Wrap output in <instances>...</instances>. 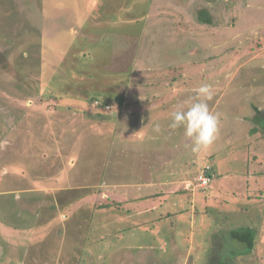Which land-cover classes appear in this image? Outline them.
I'll list each match as a JSON object with an SVG mask.
<instances>
[{
	"label": "rangeland",
	"instance_id": "obj_1",
	"mask_svg": "<svg viewBox=\"0 0 264 264\" xmlns=\"http://www.w3.org/2000/svg\"><path fill=\"white\" fill-rule=\"evenodd\" d=\"M85 2L89 0H0V264H139V250L119 247L144 246L154 240L151 235L160 242L159 223L169 221H154V227L148 228V222L158 217L153 210L163 196L134 202L127 199L162 188L150 186L153 176L182 178L167 190L189 187L190 212L176 215L180 223L192 219L196 205L201 210L222 207L233 222L254 216L255 202L264 206V176L243 179L246 162L251 164L247 153L252 156L256 152L264 161V142L256 141L246 152L248 124L233 115L244 114L238 106H246V100L264 105V0H222L223 18L214 25L196 22L182 0H101L98 11L105 12L107 7L117 13L118 4L123 2L122 11L143 14L137 24L130 22L135 30L131 36L109 38L113 53L105 62H99L102 41H89L95 52L84 49L80 55L86 42L76 41L69 47L64 32L68 24V29L74 27L70 13L79 14L84 7L89 11ZM39 35L44 43L55 44L53 57L61 59L58 69L62 73L77 70L76 62L79 66L83 61L89 64L87 68L92 70L96 65L97 71H110L115 78L131 75L125 88L115 85L113 77L109 79L114 89L101 83L103 93L119 90L125 95L123 108L114 103L105 106L110 115L118 112L115 118L104 121L83 113L95 112V107L80 104L86 89L80 79L63 78L77 89L65 92L68 84L62 81L65 87L61 85L56 92L63 98L58 100L28 87L26 79L36 78L39 68ZM64 46L69 47L65 56L59 51ZM42 57L41 63L46 65V56ZM164 61L175 68L160 70L167 66ZM121 65L132 70L118 72ZM161 73L165 75L160 78ZM162 80L169 89L161 88ZM204 83L213 86L215 95L208 102L209 109L219 114L221 129L211 146L193 153L185 149L188 137L183 128L169 127L170 118L173 111L191 102L194 90ZM155 124L160 125L159 133L153 130ZM218 149L222 151L211 161L218 179L208 187L217 190L221 186L222 194L217 196L228 206L206 200L205 192L197 190L198 173L192 185L191 166L185 162L194 154L199 171L202 165L210 164L208 153ZM152 160L163 166V171L156 172ZM184 201L180 204L186 207ZM112 203L117 205L99 207ZM120 204L132 210L129 217L119 212ZM145 211L152 213L143 217ZM130 221L137 223L138 231L123 237L119 229ZM199 221L200 227L208 218L199 216ZM102 226L108 228L105 234L99 233ZM147 229L149 233H145ZM113 232L116 238L110 236ZM223 234L221 231L217 238ZM204 237V233L192 237L190 247L197 242L208 249L209 239L204 241ZM181 238L176 250L162 246L158 254L149 252L150 260L169 258L175 263L182 255V264L190 263V249ZM111 248L118 253H110ZM193 257L202 263L203 250ZM158 264L162 263L158 260Z\"/></svg>",
	"mask_w": 264,
	"mask_h": 264
},
{
	"label": "trees",
	"instance_id": "obj_2",
	"mask_svg": "<svg viewBox=\"0 0 264 264\" xmlns=\"http://www.w3.org/2000/svg\"><path fill=\"white\" fill-rule=\"evenodd\" d=\"M182 1L183 3H186L185 4L186 7L188 5L187 9L189 10L193 18L196 20V22L200 24L214 25V24H217L219 21H221L223 18L222 16L223 15V5L220 4L222 0H182ZM206 2L207 4H205ZM210 2L212 3V5L210 4ZM122 3L123 2L118 4L120 11L119 12L116 11L117 13H114L109 8L107 9V7H105L104 9L105 12L98 11L99 10L98 6L102 5L101 0H89V2H85V5L86 7H88L89 11L86 10L84 7L82 9V12H80L79 14H74L73 12L74 14L73 18H72L73 14L70 13L69 17L73 21L74 27L72 29H68L69 28V24H68V26L66 27V30L64 31L68 35L67 40L70 42L69 47L72 46L74 43H76V41L86 42V44L82 47L83 49L79 51V54L82 55L81 51L84 49L86 50L91 49L92 53L95 52V50L93 49V46L95 45H90L89 41H96L94 42L96 44H99L98 41H102L103 44L100 43V46H99V50H101V54L99 56V62H105L108 59L111 60V53H113L112 52L113 47H112V42L109 38H111V36L120 35V34L125 35L127 37L131 36L132 32H134L135 30H131L132 26L130 25V22H135V24H137L139 21L138 19H140V16L143 15L141 13L139 14L136 13L134 8H132L134 10L133 13L131 11L129 12H126L125 10L122 11L120 8ZM127 9H131V8H129L127 5ZM91 11L92 13L90 14ZM106 13H108V15ZM145 13L146 12L144 11V14ZM104 23L106 25H104ZM118 23L122 25H124L125 23V25L122 27H118L117 25ZM142 28L143 27H141V30ZM59 37H60V40L63 39L62 35H59ZM38 39L39 41L42 42L41 43L42 49L40 50V53H39L40 56L38 57V61L36 63V66L39 67L37 68V71H36L37 72L36 78L34 76H31L30 78H27V79L25 78L26 81H28V87L30 89L34 90L36 94L41 95V92H43L44 94H42V96L46 97L48 95L47 98L57 97L55 99L58 100V99L63 98L62 97L63 95H58L57 93L61 90L62 81L68 84L67 88L64 85H62L65 87V92H70L72 89H77V87L75 86L70 87V84H69L70 81L67 80L66 82L65 80H63V78L68 76V77H71V80L77 79V81H79L80 79L81 82H84L82 84L83 88L86 87L85 92H83L84 95L81 98L83 101H81L80 104L84 105L86 103V105L88 106L92 105L95 107L94 109L95 112L84 110L83 113L85 115L89 117H92V115H95L96 118L99 117L104 121H106L109 118L110 119L115 118L116 115H118V112L115 115H112V114L110 115L106 113L108 111L105 108V106L106 105L110 106V103H114L117 105V108H120V107L123 108L125 106L124 101H126L124 100L125 95L119 90L118 92H114V94H110V92L108 91L103 93L104 89L101 90V83H104V84L106 83L107 88L112 90L114 88L112 86V82L110 81L111 78L109 79V77H113L114 83H116L115 85L123 86L125 88L130 81L131 75L128 76L124 74H118V76H116L117 78H115L113 73L112 72L110 73V71H104V73L97 71L98 68L96 67V65L92 67L93 68L92 70L87 68L86 66H89V64L84 63L83 61L82 63L79 64V66H78V63L76 62V66L78 67L77 70L70 68L68 69L67 73H62L63 70L60 71L58 69L59 68L58 64L61 61V59L58 60V59H55V57H53V54H55V52L52 50V48L55 47V44L52 42H50V45L48 43H44L45 39L44 40L41 39L40 35L38 36ZM135 39H137V37ZM76 45L77 44H75L74 46ZM69 47L64 46V48L59 49V51L62 53V55L65 56L67 53L66 50ZM48 50L51 52V55H49V57L51 58H49L47 55ZM200 50H202V47L200 48ZM82 52L85 53V51H82ZM203 54H205V52ZM43 55L44 57L46 56V61H45V63L47 62L46 65H42L41 63V59H43L42 57ZM168 68L174 69L175 67L173 66V64H170V65L167 64L166 68H161L160 70H167ZM125 69L132 70L130 67L125 68L123 67V65H121V67L118 69V72H122ZM72 70L76 74L72 73L73 72ZM160 75H161L160 76L161 78L163 77L162 75H165V74L161 73ZM162 82H163L162 84L164 85H161V88L162 89L168 88L167 87L168 83H166L164 80H162ZM151 91L152 90H150V92ZM45 92H47V95ZM151 95L154 96L155 93H152ZM64 96L67 97L70 95L65 94ZM103 97H107L108 100H106ZM246 101H247L246 106L243 104H240L238 106L240 108V111H244V114L237 115L234 113L233 115L239 116L240 119L245 120L246 123L248 124V132H247L248 136H246L244 146H246L245 148L246 152H250L251 147L256 141L258 140L261 141L262 139L264 142V105L256 103L254 101H250V100H246ZM235 106L232 105L231 108H235ZM230 117L231 116H229V118ZM239 117H236V118H239ZM182 133L184 135V130H182ZM228 139H227V142H228ZM175 140H177L176 136L174 137V141ZM187 140H188L186 141L187 144H184L185 149L191 150L190 149L191 140L189 138H187ZM229 150L232 151L231 148H229ZM221 151L222 149H218V150L210 151L208 153L210 164L207 165L208 166L207 171H208V174L211 176L209 183L212 180L214 181V179H218L217 177L218 171H216L215 165L211 161L213 157H216L218 154H220L219 152ZM247 157L251 158V159L248 158V160L247 159L246 160L250 162L252 165L246 162V166L244 167L245 168L244 175L246 177H243L244 181L247 178L256 179L258 176H264V161L260 159L258 154L254 152L252 156H248V153H247ZM187 159L185 160V162H189V166H191L189 170H192L191 173H189V176L191 177L190 183L192 184L194 182L192 180L194 179V176H196V173L199 174L200 172H202L203 169H205L206 165H202V168L198 171L197 163H195L196 162L195 155L193 154L191 159L189 160ZM155 167H156L155 169H157L156 172L163 171V168H164L163 166H159V164H156ZM151 174L152 173H150L149 175ZM153 177L154 179L156 178L155 176ZM156 179L158 181L160 180L164 181V179H160V178H156ZM179 179L182 180L181 177ZM176 182H179V181H176ZM222 186L224 187V185ZM99 187H100V184H99ZM169 187H172V185H165V186H162V188H157L153 191H150L146 195H142V196L140 195L135 198L130 197L127 199L131 202H134L136 200H145L149 198H158V197L163 196L161 200V204L156 206V208L153 210L154 214L158 216L157 219L155 218L154 220H152V222H149V223L151 227L153 228L155 225L154 221L159 222V221H164L166 219H169V221L165 224L159 223V226H160L159 232H160V236L163 237L164 239L162 240L166 242L167 248L169 246L171 248L172 246V248L176 250L177 241L180 238L178 234L180 231H182V228H179V226L177 225V222L174 220L175 219L174 217H176V215L179 213H189L190 212L189 210L190 202H189L188 197H191V193H190L189 187L188 188L178 187L175 189L173 188V189L167 190ZM197 190L205 192L206 200L208 199L218 200V202H220L219 204L222 206L223 204H225L226 206L229 205V204H226V201L224 199H221L219 198V196H217V195L222 194V192H220L222 191L221 186L217 187V190L216 188L210 190L208 185H205V186H200V188H198ZM207 194H209V196ZM250 196H253V195L250 194ZM183 200H185L184 203L185 202L187 203L186 207L184 206V204L183 205L180 204V202H182ZM174 202L177 203V205ZM116 203L119 204L118 202ZM117 204L115 203H112L110 205L101 204L99 205V207H102V208H107L109 206L114 207L113 205H117ZM253 206L255 207L254 216L249 214L248 217H244L236 221L234 220L233 222L230 220L229 217L223 214L222 207L214 208L211 206H205L201 210L199 206L196 205L193 209L194 216L192 217V223H194L195 221V225L198 226L201 223L199 221V216L208 218V222L206 221L207 224H205L206 222H204V224H202V226H200L199 228H202V230L205 228L203 233H204V236H206V239H209V243L207 245L209 246V248L208 247H207L208 249L203 248L202 245L198 244L197 242L196 243L194 242L193 248H189L190 257L193 258V260H191L190 263L188 264H264V206L257 204L256 202L253 204ZM66 207H68V205H66ZM119 208H120L119 212L124 213L122 215H125V214L128 215V213L132 212V210L122 206L121 204L119 205ZM121 208H124V209L122 210ZM150 213L152 212H149L148 214ZM226 220H228L229 222L226 223ZM231 222L233 223L230 224ZM184 223L181 222L180 224H183V226H185ZM130 224L133 225L132 226L133 229L132 227L124 228V229L120 228V232L123 233L122 234L123 237L131 233L132 230L135 232L138 231L137 223H132V221H130ZM105 227L106 226H102L100 228L99 233L105 234L106 230L108 229V228L105 229ZM151 227H148V228L151 229ZM227 227H230V228H227ZM149 229H147L148 231L146 230L145 233H149ZM221 231H224V234L217 238V236L220 234ZM188 233L189 232L187 231L184 235L187 236ZM110 236L115 237L116 233L113 232L110 234ZM150 238H154V240L149 241V243H146L142 248L139 247V245L137 248L128 247L131 250L135 249L136 251L138 250L140 251V256H141L140 260L142 262H140L139 264H158V260L162 264L163 262H165L166 264H169V261H171L172 264H176V262L177 264H182L183 257H184L182 255L179 256L181 260L176 261L175 263H174L175 259L172 260L169 258H166L167 259L166 260L162 258L159 259V257H155L158 260L156 259L150 260V255L148 253L149 252L153 253L154 251H156L154 253L158 254V251H159L158 248H161L159 246V243L156 242L154 236L151 235ZM206 239L204 237V241H206ZM181 240L183 241L184 246L186 248L190 247L191 243L189 244V242L185 238L184 239L181 238ZM212 240L214 241L220 240V242L218 241L219 243L218 244V243L213 242ZM146 242L148 241L146 240ZM151 242L152 244H150ZM119 248H127V247L120 246ZM202 250L204 252L205 257H203L202 263H198L199 261L198 258L197 257L194 258L193 256L200 255ZM145 257H147V260L145 259Z\"/></svg>",
	"mask_w": 264,
	"mask_h": 264
},
{
	"label": "clouds",
	"instance_id": "obj_3",
	"mask_svg": "<svg viewBox=\"0 0 264 264\" xmlns=\"http://www.w3.org/2000/svg\"><path fill=\"white\" fill-rule=\"evenodd\" d=\"M215 92L211 84H201L194 90L191 102L182 105L171 114L169 127L173 130L183 128L184 135L191 140L190 149L193 153L211 146L219 133L220 117L209 109V101ZM153 130L161 131L155 124Z\"/></svg>",
	"mask_w": 264,
	"mask_h": 264
},
{
	"label": "crops",
	"instance_id": "obj_4",
	"mask_svg": "<svg viewBox=\"0 0 264 264\" xmlns=\"http://www.w3.org/2000/svg\"><path fill=\"white\" fill-rule=\"evenodd\" d=\"M113 52V51H112ZM171 52H174V51H171ZM166 53H169V51H166ZM173 54H169V56H172ZM169 56L166 58L167 60H169ZM165 62V61H164ZM165 64L167 65L168 63H166L165 62ZM160 69H161V67H160ZM150 137V140H151V138H152V136H149ZM153 139V138H152ZM156 141V140H155ZM145 162H147V161H145ZM148 163V162H147ZM152 163L154 164V168H156L155 166H156V164H159L158 162H156V161H154V160H152ZM164 164H166V163H164ZM152 165V164H151ZM150 165V166H151ZM170 165V163H168L167 164V166H169ZM149 177H152V176H149ZM179 178L180 177H177V178H166V179H164V178H160V179H164V181L163 180H160V181H158L156 178L155 179H150L148 182H149V184H150V186L151 185H154V184H157V186L158 185H162V186H165V185H169V184H171V183H173V182H176V181H179ZM180 182V181H179ZM177 183V182H176ZM172 185V184H171ZM154 187V186H153ZM173 189V188H172ZM145 214H143V217H147V214L149 213L148 211H145L144 212ZM178 215V214H177ZM126 217H129V215H127ZM141 217V216H140ZM175 218V217H174ZM176 222H177V225L179 226V228H182V231H180L179 232V234H178V236L179 237H182L183 239L185 238L188 242H189V244H190V239L192 238V237H194V236H198V234L200 233V234H202L203 233V231H204V229L203 230H201V228L199 229V226H196L195 225V221H194V223H192V219L191 218H189L187 221H185V226H183V224H180V222H178V219L177 218H175L174 219ZM149 222H152V220H150ZM148 222V227H151V225H150V223ZM183 223V222H182ZM133 225L132 224H130V223H127L126 225H124L123 226V228H121V229H124V228H129V227H132ZM172 226V225H171ZM152 228V227H151ZM132 229H133V227H132ZM184 229V230H183ZM120 230V229H119ZM159 230H160V228H159ZM151 231V230H150ZM189 232L188 233V235L187 236H185L184 234L186 233V232ZM161 239H160V242H157V243H159V246L160 247H162V246H164V248H166L167 247V245H166V242L165 241H163L164 239H163V237H160ZM163 239V240H162ZM202 240H204V239H202ZM161 242H163V244L164 245H161L160 243ZM123 246H126V245H124L123 244ZM127 247V246H126ZM139 247H143L142 246V244L141 245H139ZM188 248H191V247H188ZM115 248H111V250L109 251L110 253H112V252H117L118 253V251H115L114 250ZM125 250H131L130 248H124ZM119 250V249H118ZM125 252V251H124ZM124 252H122V253H124ZM101 253H103L102 251H101ZM116 261V260H115ZM114 261V262H115ZM111 262H112V260H111Z\"/></svg>",
	"mask_w": 264,
	"mask_h": 264
},
{
	"label": "built area",
	"instance_id": "obj_5",
	"mask_svg": "<svg viewBox=\"0 0 264 264\" xmlns=\"http://www.w3.org/2000/svg\"><path fill=\"white\" fill-rule=\"evenodd\" d=\"M207 170H208V166L206 165L205 169H203V171L200 172L196 177V179L199 181L200 186L208 185L211 179V176L208 174Z\"/></svg>",
	"mask_w": 264,
	"mask_h": 264
}]
</instances>
